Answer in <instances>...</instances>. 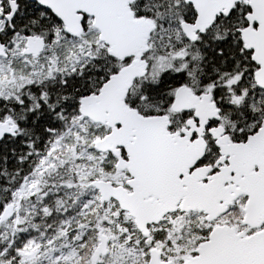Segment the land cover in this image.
Wrapping results in <instances>:
<instances>
[{
    "label": "snow or ice",
    "instance_id": "obj_1",
    "mask_svg": "<svg viewBox=\"0 0 264 264\" xmlns=\"http://www.w3.org/2000/svg\"><path fill=\"white\" fill-rule=\"evenodd\" d=\"M0 264H264V0H0Z\"/></svg>",
    "mask_w": 264,
    "mask_h": 264
}]
</instances>
